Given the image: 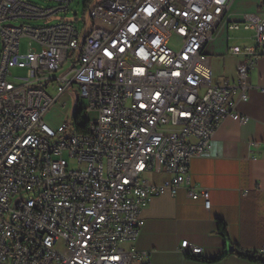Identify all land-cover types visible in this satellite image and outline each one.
I'll use <instances>...</instances> for the list:
<instances>
[{
  "label": "built area",
  "instance_id": "2783aa9c",
  "mask_svg": "<svg viewBox=\"0 0 264 264\" xmlns=\"http://www.w3.org/2000/svg\"><path fill=\"white\" fill-rule=\"evenodd\" d=\"M59 1L0 0V264H150L134 243L153 198L185 188L211 207L189 167L224 119L249 121L237 105L264 56V15L229 25L254 35L228 48L243 56L237 80L216 84L207 47L234 0H106L84 36L71 22L30 24L73 0ZM68 91L82 118L52 128L45 116ZM177 251L203 249L185 240Z\"/></svg>",
  "mask_w": 264,
  "mask_h": 264
},
{
  "label": "crops",
  "instance_id": "0c3cea01",
  "mask_svg": "<svg viewBox=\"0 0 264 264\" xmlns=\"http://www.w3.org/2000/svg\"><path fill=\"white\" fill-rule=\"evenodd\" d=\"M251 14L264 15V0H234L209 43L214 83L237 80L243 56L228 48L250 44L254 32L229 25ZM250 84L248 101L237 105L249 121L224 119L209 152L194 158L189 167L190 188L207 191L211 207L181 188L175 195L167 191L153 198L143 211L145 224L134 246L150 253V264H264L242 255L264 259V145H252L264 142V56L251 71ZM169 178L166 173L150 177L156 183ZM220 221L226 224V234L219 230ZM185 240L201 247L202 253L189 257L178 252Z\"/></svg>",
  "mask_w": 264,
  "mask_h": 264
},
{
  "label": "rangeland",
  "instance_id": "374dc122",
  "mask_svg": "<svg viewBox=\"0 0 264 264\" xmlns=\"http://www.w3.org/2000/svg\"><path fill=\"white\" fill-rule=\"evenodd\" d=\"M27 2H30L32 4H35L41 8H58L60 5L64 4L59 0H24ZM85 0H73L67 11H59V13L53 17H50L48 19H40V20H34L31 21V25L35 26H52L59 24L61 22L73 23L80 31L82 36L86 35L89 31L92 30L94 25H102L103 23L95 20L92 18L91 13L93 9L97 5H102L106 2V0H90V2L85 5ZM16 24H20V21H17ZM28 40L23 39L22 40V52L25 51L27 46ZM2 48V42L0 37V51ZM13 75L15 77L18 76H24L25 72L23 70L12 68L11 69ZM13 81H16L15 79H12ZM75 91V90H74ZM53 95L56 93L54 90L52 91ZM68 96V98H67ZM74 97L71 95L70 91L66 93V95L62 96L58 102L55 104V106L47 113L45 116V121L48 125H50L52 128H57L58 126L68 123L71 118H73V121L76 120V117L79 113L78 106L75 105ZM65 103V105H64ZM81 103L83 101L81 100ZM97 117V114L95 112L90 113V119L95 120ZM70 167L72 168H79L80 165L77 163L75 159H70L68 156H66Z\"/></svg>",
  "mask_w": 264,
  "mask_h": 264
},
{
  "label": "trees",
  "instance_id": "16d2710c",
  "mask_svg": "<svg viewBox=\"0 0 264 264\" xmlns=\"http://www.w3.org/2000/svg\"><path fill=\"white\" fill-rule=\"evenodd\" d=\"M89 2H90V0H85L84 4L87 5ZM219 230H220L221 233L226 234V224L223 221H220ZM242 255L244 257H249L250 259H253V260L260 259L261 261L264 262V259L257 258L256 255H250L249 253L242 254Z\"/></svg>",
  "mask_w": 264,
  "mask_h": 264
},
{
  "label": "bare ground",
  "instance_id": "6f19581e",
  "mask_svg": "<svg viewBox=\"0 0 264 264\" xmlns=\"http://www.w3.org/2000/svg\"><path fill=\"white\" fill-rule=\"evenodd\" d=\"M82 118V109H79V113L75 121H80ZM84 125H95V120H91L90 117H84Z\"/></svg>",
  "mask_w": 264,
  "mask_h": 264
}]
</instances>
